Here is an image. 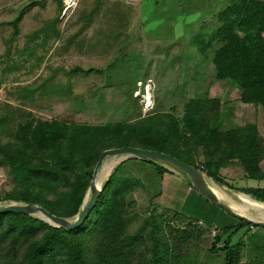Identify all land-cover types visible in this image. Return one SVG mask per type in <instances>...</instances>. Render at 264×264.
<instances>
[{"label": "rangeland", "instance_id": "obj_1", "mask_svg": "<svg viewBox=\"0 0 264 264\" xmlns=\"http://www.w3.org/2000/svg\"><path fill=\"white\" fill-rule=\"evenodd\" d=\"M231 3L0 0V142L14 141L19 129L41 121L135 123L152 114L184 120L196 108L201 121L196 117L194 122L214 119L223 130L255 125L264 143V107L244 103L241 89L217 76L215 54L223 42L213 36L221 25L219 14ZM196 158L204 163L202 148ZM239 163L233 160L229 166H240L241 172ZM114 166H103L100 186L117 169L142 182L127 198L129 231L150 232L149 216L159 218L168 210L180 215L181 225L192 221L205 227L189 246L183 238L170 248L172 262L189 256L193 264H225L223 248L229 244L238 248L239 264H264V230L248 232L223 209L178 194L176 183L159 182L153 165L126 159ZM9 173L0 164L1 198L14 187ZM243 176L221 173L228 195L235 194L227 187L245 193ZM145 225L148 229L141 231ZM228 227L212 251L216 236Z\"/></svg>", "mask_w": 264, "mask_h": 264}, {"label": "trees", "instance_id": "obj_2", "mask_svg": "<svg viewBox=\"0 0 264 264\" xmlns=\"http://www.w3.org/2000/svg\"><path fill=\"white\" fill-rule=\"evenodd\" d=\"M219 18L221 25L213 36L223 42L215 54L218 78L238 86L244 103L264 107V0H232ZM196 117L201 121L200 111L190 108L184 120L173 114H152L135 123L87 125L54 120L24 126L14 141L0 142V164L8 167L14 182L0 201L35 203L58 216L73 217L84 202L101 152L122 146L166 152L200 169L196 154L202 148L203 170L219 183L224 182L222 168L233 160L240 162L247 178L264 179V143L255 125L223 130L214 119L200 124L194 122ZM108 157L100 173L106 163L116 166L122 159ZM132 160L155 166L160 183L171 174L152 161ZM211 181L219 196L237 211L264 218V189L245 188L246 194L228 195L225 187ZM138 185H142L140 179L117 169L97 206L73 230L25 214H0V264H193L189 256L172 262L169 250L183 238L189 246L194 234L205 227L192 221L181 225L176 211L168 210L159 218L152 213L151 231L146 234L129 231L127 198ZM240 225H246L248 232L264 230L255 227L253 231L244 221ZM146 229L147 225L141 231ZM229 230L216 236L212 251ZM223 250L225 264H239L238 248L226 244Z\"/></svg>", "mask_w": 264, "mask_h": 264}, {"label": "water", "instance_id": "obj_3", "mask_svg": "<svg viewBox=\"0 0 264 264\" xmlns=\"http://www.w3.org/2000/svg\"><path fill=\"white\" fill-rule=\"evenodd\" d=\"M110 155H117L122 157L121 161L114 167V169L126 159L147 160L152 161L156 164H160L162 166H166L167 168L179 174L192 188H194L200 195H202V197H204L214 206L223 209L227 214L231 215L237 220L244 221L255 227L264 228V221H257L249 218L237 211L230 204L226 203L210 185L209 179L213 178L200 168L193 166L166 152L135 146H122L119 148L107 149L101 152L84 202L79 212L75 216H58L39 204L17 201L0 202V214L19 213L34 216L44 220L54 227L65 228L67 230H73L81 227L89 217L92 210L97 206L104 187L106 186L109 178L113 173L112 172L110 174L108 180L103 183L102 186L99 185V183H101V180H103V176L100 175V168L105 158ZM213 181L221 187H226V185H224L223 183H219L216 179H213ZM227 189L233 194L238 193L231 188L227 187Z\"/></svg>", "mask_w": 264, "mask_h": 264}, {"label": "crops", "instance_id": "obj_4", "mask_svg": "<svg viewBox=\"0 0 264 264\" xmlns=\"http://www.w3.org/2000/svg\"><path fill=\"white\" fill-rule=\"evenodd\" d=\"M260 131H261V135L264 133V126H260ZM239 165V164H238ZM237 166V165H235ZM261 168L262 171L264 172V160L261 163ZM240 166L234 167L232 165H228L225 168H222L221 173H244V176L241 180V184H243L244 188H252V189H264V179H255V178H247L245 176V172L243 170V168L241 169V172H239ZM171 174H166L164 177V182H166L167 180L176 183V185H178V188H176V190L180 191L178 192V194L180 195H191L194 196L195 195V199L199 200H204L207 201L204 197H202V195H199L197 193V191L192 188L186 181L185 179H183L180 175H176L174 173H172L171 171L168 172ZM175 189V187L173 188ZM198 197H197V196ZM263 228V227H262Z\"/></svg>", "mask_w": 264, "mask_h": 264}, {"label": "bare ground", "instance_id": "obj_5", "mask_svg": "<svg viewBox=\"0 0 264 264\" xmlns=\"http://www.w3.org/2000/svg\"><path fill=\"white\" fill-rule=\"evenodd\" d=\"M209 182H210V185L213 187V189L216 191V193L219 195V193H218L217 189L215 188L214 184L212 183L211 179H209ZM242 214L249 217V218L257 220V221H264V218H262V217H255V216H252V215H249L246 213H242Z\"/></svg>", "mask_w": 264, "mask_h": 264}, {"label": "built area", "instance_id": "obj_6", "mask_svg": "<svg viewBox=\"0 0 264 264\" xmlns=\"http://www.w3.org/2000/svg\"><path fill=\"white\" fill-rule=\"evenodd\" d=\"M203 169H204V166L201 164V170H203ZM203 171H204V170H203ZM204 172H205V171H204ZM251 228L253 229V231L255 230V229H254L255 226L251 225ZM213 232L216 233L217 231L214 230ZM218 247H219V245H218Z\"/></svg>", "mask_w": 264, "mask_h": 264}]
</instances>
